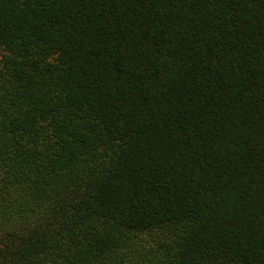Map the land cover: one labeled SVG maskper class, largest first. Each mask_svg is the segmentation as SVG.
Here are the masks:
<instances>
[{
    "label": "trees",
    "instance_id": "1",
    "mask_svg": "<svg viewBox=\"0 0 264 264\" xmlns=\"http://www.w3.org/2000/svg\"><path fill=\"white\" fill-rule=\"evenodd\" d=\"M0 264H264V0H0Z\"/></svg>",
    "mask_w": 264,
    "mask_h": 264
}]
</instances>
